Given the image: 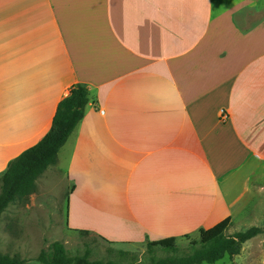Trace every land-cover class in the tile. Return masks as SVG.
Here are the masks:
<instances>
[{
    "label": "crops",
    "instance_id": "obj_1",
    "mask_svg": "<svg viewBox=\"0 0 264 264\" xmlns=\"http://www.w3.org/2000/svg\"><path fill=\"white\" fill-rule=\"evenodd\" d=\"M80 84L85 115L37 181L69 183L67 234L127 245L262 224L264 0H0V175ZM7 223L14 242L28 228Z\"/></svg>",
    "mask_w": 264,
    "mask_h": 264
},
{
    "label": "trees",
    "instance_id": "obj_2",
    "mask_svg": "<svg viewBox=\"0 0 264 264\" xmlns=\"http://www.w3.org/2000/svg\"><path fill=\"white\" fill-rule=\"evenodd\" d=\"M89 102V91L84 85L72 88L58 103L51 129L46 136L9 162L7 169L0 176V215L12 204L29 201V197L36 192L37 180L50 166L56 164L60 149L83 119ZM230 226L231 218L228 217L212 228L201 229L198 239L191 240L192 251L189 255L175 254L165 259L151 256V264H214L226 256H237L241 253L243 244L264 233V218L262 226H253L227 236L226 231ZM183 238H191V235H185ZM177 241V237H170L148 242L147 245L150 253L155 247L176 253L179 251ZM88 257L89 251H86L83 257L71 259L67 256L65 246L55 242L52 252L40 256L38 260L43 264H103L90 262ZM24 263L25 261L17 257L0 253V264Z\"/></svg>",
    "mask_w": 264,
    "mask_h": 264
},
{
    "label": "rangeland",
    "instance_id": "obj_3",
    "mask_svg": "<svg viewBox=\"0 0 264 264\" xmlns=\"http://www.w3.org/2000/svg\"><path fill=\"white\" fill-rule=\"evenodd\" d=\"M44 179L42 186L44 190L46 188V191H41L37 187L34 193L36 195L33 196V199L31 198L32 194L28 202H17L12 204L6 211L1 213V254L17 257L26 262L33 260L38 264H43L38 260L39 257L49 255L52 252L53 244L55 242H60L65 246L67 256L71 259L83 257L86 251H89L88 260L90 262H101L103 264H151V256H154L156 259H165L175 254L177 256L189 255L192 251L191 240H197L199 237L197 234L191 235V238L182 237L178 239L179 251L176 253L161 247L153 248L152 253H150L147 243L153 242L152 240H148L142 244L112 245L104 243L96 237H91L89 235L77 236L75 234H67L65 230L62 229V226L64 228L66 221L70 185L61 175H57L56 170H49L47 176H44ZM47 193L50 194V196H46ZM8 210L11 215H14V218L8 216ZM57 213H59V217H57ZM8 220L14 221L15 224H19L21 227L22 224L28 227L26 233H14L18 241H11L12 239L6 231L5 227L8 225ZM48 222L58 226L52 235L39 231L43 230L41 226ZM59 222L61 223L58 224ZM254 222L255 221H247L246 223H239L236 221L227 229L226 235L232 236L237 232L250 228V226L253 227L254 225L252 224H255ZM262 224L260 226H262ZM240 254L241 257H238V255L232 258L226 256L224 259L214 264H251L254 260L258 261V264H264V235L251 242L250 246L245 248L244 253Z\"/></svg>",
    "mask_w": 264,
    "mask_h": 264
}]
</instances>
